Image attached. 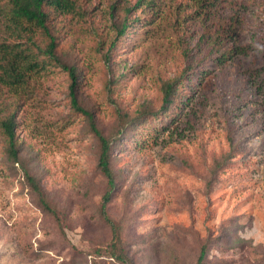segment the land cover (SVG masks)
Masks as SVG:
<instances>
[{"label":"rangeland","instance_id":"374dc122","mask_svg":"<svg viewBox=\"0 0 264 264\" xmlns=\"http://www.w3.org/2000/svg\"><path fill=\"white\" fill-rule=\"evenodd\" d=\"M75 1L81 7L73 11H45L59 51L77 66L79 97L92 103L103 129L111 128L117 107L124 119L139 117V132L131 126L112 146L118 178L105 218L96 144L78 118L67 122L63 73L29 71L31 95L0 91V118L12 114L17 124L18 157L56 207L55 215L43 209L23 186L0 141V264H123L119 254L133 264H166L175 252L184 264L192 259L191 241L225 227L232 230L228 246L212 247L209 257L244 264L237 263L243 253L250 264H264V242L244 239L264 233V52L253 45L247 55L219 61L226 41L210 40L211 17L194 10L197 0ZM249 4L253 24L236 21L238 44L255 31L264 45V0ZM122 22L130 25L119 36ZM180 78L173 105L161 116L160 87ZM225 128L235 150L208 178V191L199 164L226 152Z\"/></svg>","mask_w":264,"mask_h":264},{"label":"trees","instance_id":"16d2710c","mask_svg":"<svg viewBox=\"0 0 264 264\" xmlns=\"http://www.w3.org/2000/svg\"><path fill=\"white\" fill-rule=\"evenodd\" d=\"M137 1L140 2L141 0ZM215 1L222 2L223 5L219 7L215 5ZM148 2L152 3L153 0H148ZM252 3L253 0H251ZM137 5L136 2L134 7ZM45 7H50L53 11L67 13L73 11V8L75 9L81 6L75 0H0V91L8 95L16 94L21 97L27 92L31 95L33 91L26 85L29 71L34 69L39 73L45 74V71L56 70L63 73L64 78L68 82L66 98L70 113L68 114L67 122L72 124L75 118H78L81 124L84 125V130L91 135L90 137L93 136L96 144L95 167L102 175V178L98 182H101L105 186L101 194V212L107 218L105 215V211L107 212V209H105L106 204L111 199V193L115 187V181L118 178V168L112 163V146L126 139L131 126H135L134 129H137L136 124H139L141 121L138 116L124 119L116 107L113 113L114 119L111 128L105 130L100 126L101 119L96 116L92 103L87 101L84 95H82V99L79 97V83H82V81L79 80V76L77 75V66L67 61L59 51L60 49L55 41V36L52 34L48 23L50 17L48 16L49 13L45 11ZM132 8L133 6L127 8L126 11L129 12ZM196 8L203 9L211 17V25L209 26L210 40L212 41L214 39L220 45H222L223 40L226 41L223 49H221V54H216L219 61L232 59L237 53L247 55L253 45L258 44L260 37L256 36L255 31L253 32L254 35L251 36L250 42L241 44H238L239 39L236 38L234 33L237 20L245 26L253 24L251 9L249 11V0H197L194 10ZM81 9L78 8L77 10L81 12ZM114 9L116 10L115 7ZM249 20L251 21L250 23ZM128 25H130L129 22H122L120 24V29H117L119 36L125 32ZM206 33L208 35V31ZM229 41H233L234 44L232 43L229 48L225 49V45ZM205 42L216 53L214 45L211 42ZM100 57L99 55V59ZM180 80L181 78L176 81L173 79L171 81L165 80V85L160 87L161 105L159 111L162 112L161 116L165 117L167 115L165 112L173 105ZM46 100V96H44V102ZM13 117L11 114L6 118H0V141H2L3 146H7L6 157L9 160V167L12 170L20 171L23 186L26 185L35 193L36 200L39 201L43 209L49 210L55 215L56 207L54 204L50 206V201L41 191L42 188L36 178V173L32 170V166L27 161H22L18 157V150L15 147L17 124ZM137 131L139 132L138 129ZM226 132L228 133L225 138L227 150L221 153L223 156L219 158V156L216 157L215 155L214 157L212 155V162L205 163L201 161L199 164L200 170L198 172L205 175L203 179L207 190L211 185L208 178H214L217 170L230 162V158L235 150V138L230 134L229 130ZM86 184L88 186L95 185L91 180ZM208 191L205 193H208ZM82 197L83 202H85L86 199H84L83 194ZM107 221L112 224L111 220ZM114 222L119 226L122 225L120 219ZM111 226L116 231L119 228V226H115L114 224ZM231 235L232 230L228 227L220 229L214 236L213 231L207 229L206 235L199 237L195 245H192V241L190 242V250H193L191 253L192 259L190 258L184 264H230L227 259H217L215 255L209 257V252L214 246H228V240ZM242 240L239 237L238 241ZM117 242L119 244V239L112 243V247L117 245ZM113 254L115 255L114 252ZM240 254L238 262L234 259L235 262L243 263L244 260V264H250L249 261L247 262L245 260L246 257L244 254ZM114 257L119 263L133 264L127 261L126 257L121 254L115 255ZM254 263L257 264L256 260H254ZM166 264H178L176 252L171 259L169 258L166 261Z\"/></svg>","mask_w":264,"mask_h":264},{"label":"clouds","instance_id":"9594fccd","mask_svg":"<svg viewBox=\"0 0 264 264\" xmlns=\"http://www.w3.org/2000/svg\"><path fill=\"white\" fill-rule=\"evenodd\" d=\"M256 53L259 54L261 52H264V45L262 44H256L255 46ZM244 239H253L254 243H262L264 242V233H257L255 238L252 237L251 233L246 235Z\"/></svg>","mask_w":264,"mask_h":264}]
</instances>
